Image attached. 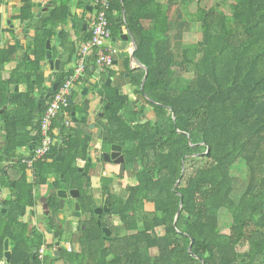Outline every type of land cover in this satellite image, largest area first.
<instances>
[{"label": "trees", "instance_id": "trees-1", "mask_svg": "<svg viewBox=\"0 0 264 264\" xmlns=\"http://www.w3.org/2000/svg\"><path fill=\"white\" fill-rule=\"evenodd\" d=\"M50 1L52 9L32 27L34 39L26 44L17 67L8 78L0 74V110L7 107L0 113V140L5 141L7 153L26 144L27 130L36 118L40 129L50 102L38 108L31 95L37 89L51 90L42 65L46 41L56 38L71 9L65 0H43ZM22 2V20H31L32 0ZM203 2L212 5L204 7ZM192 3L196 4L194 22L200 28L195 42L186 40L192 22L185 14ZM75 6L84 9L85 0H77ZM122 9L123 29L137 46L135 57L148 69L142 91L145 71L131 70L128 54L124 67L135 91L153 101L157 120L148 128L117 130L116 123L109 128L108 142L133 137L140 142L136 183L126 199L112 205L119 224L110 226L112 238L107 243L94 215L78 251L63 248L57 257L33 258L32 248L39 250L47 243L39 232L37 239L28 235L23 218L37 197L24 180L16 184L8 212H0V262L8 239L10 264H264V0H111L107 12L111 38L119 35L116 19L122 18ZM60 39L69 61L73 48L63 30ZM15 52L13 46L0 50V73ZM27 55L33 58L27 60ZM88 64L95 66L93 55ZM63 68L61 81L73 74ZM16 85L24 91L13 96ZM100 102L112 108L117 121L119 113L127 114L128 97L117 96L110 88ZM59 125L55 122V127ZM73 140L61 149L67 150ZM75 141L82 145L79 135ZM156 144L163 149L156 151ZM88 150L84 139V154ZM65 155L67 169L57 164L56 175L75 170V159ZM183 157L184 175L175 187ZM238 161L247 169L240 190L231 173ZM39 177L44 182L47 176ZM180 197L183 205L174 227ZM88 198L87 207L93 201ZM223 215L229 219L227 232L221 226ZM191 240L195 257L188 253Z\"/></svg>", "mask_w": 264, "mask_h": 264}, {"label": "flooded vegetation", "instance_id": "flooded-vegetation-1", "mask_svg": "<svg viewBox=\"0 0 264 264\" xmlns=\"http://www.w3.org/2000/svg\"><path fill=\"white\" fill-rule=\"evenodd\" d=\"M42 4L44 6L46 3L42 0ZM92 7L93 11L86 28L87 38L90 26L100 7L99 0H92ZM40 9H35V13ZM23 12L22 0H0V50L12 46L16 48L17 42L21 45V55H16L17 49L12 55L15 56V68L19 60L25 55L24 49L28 44V41L27 43L24 42L25 37L20 34L21 41H17V33L21 32L19 27L25 21L22 20ZM84 13H86L84 10H79L77 35L80 34V29L84 24ZM12 28H15L16 31ZM70 47L73 48V46ZM74 53L75 50L73 49L72 56ZM79 54L73 62L72 56L67 61L66 54L63 53V59L67 62L63 69L72 67L71 71H74L79 60ZM31 58H33L31 55L26 56L27 60ZM15 68L11 66L10 71L1 68L2 79L5 75L9 76V73ZM95 68L98 69L96 66ZM130 69L133 70V68ZM107 73L109 76H107ZM81 75V78L74 83V85H79V90L73 93L75 106H70L68 103V107L71 108L70 111H67L70 121L66 122L62 113L55 120L56 123L60 124L58 127L59 135L63 136L62 142L57 138L43 158H37L31 163H27L40 139V131L37 128L39 118L34 119L33 124L27 130L28 139L25 140L26 144L16 146L14 150L7 153L5 151V141L0 140V212L4 214L10 209V202L15 200L16 184L25 180L32 185L37 200L34 207L29 209L27 217L23 219L29 226L28 235L30 237L37 239V233L39 232L46 239L47 244L43 247L45 257L48 254L51 257H56L55 253L58 247H60L58 255H60L63 248L69 253L78 251L80 243L84 239V232L90 227L94 215L97 217L98 227L102 230L103 240L107 243L110 241L112 238L110 226L119 224V216L113 213L112 205L127 198L129 187L136 183V174L141 169V158L137 155L140 147L138 137L108 142L109 128L115 123L118 126L117 130H123L129 126L133 128L139 125L147 127L154 125L157 120L153 101L147 99L144 94H138L135 91L130 82V74L123 64L121 66L117 65L111 70L102 71L100 80L92 85L90 91L98 95L95 98L98 100V107L92 115H88V112L84 111V95L79 96L80 91H84V83L81 84L84 72ZM52 85L53 82L51 83L47 77V88H52ZM109 88L114 90L117 96L128 97L127 114L125 113V116H123L122 113H119L120 121L114 119L112 108L108 104L100 102L106 89ZM140 91H142L141 87ZM52 94L51 90L40 92L37 89L31 97L40 108L41 104H48ZM5 110H7L6 106L0 110V113ZM72 112H76L77 118L82 119V130L78 129L76 123L72 122L70 116ZM33 114L37 116V111H34ZM84 115L87 116V124L90 126L96 125V128L92 130L91 140H87L89 150L85 154ZM129 117L133 118L132 124L128 121ZM95 132L98 133L97 138L93 137ZM78 135L82 143L80 147L75 141ZM69 139L74 140L70 146L66 145L67 150L61 149L64 142L65 144L68 143ZM90 143H92V147H90ZM155 149L156 151L162 150L163 146L156 144ZM65 152L75 159V170L73 173L56 175L53 170L56 169L57 164H61V167L67 169L65 167ZM39 174L47 176L44 182L39 181ZM90 196L93 201L87 207L88 197ZM2 201H4L3 204ZM103 228H108L110 231L107 239H104ZM56 243H58V247H55ZM32 249L38 251L37 247Z\"/></svg>", "mask_w": 264, "mask_h": 264}, {"label": "water", "instance_id": "water-1", "mask_svg": "<svg viewBox=\"0 0 264 264\" xmlns=\"http://www.w3.org/2000/svg\"><path fill=\"white\" fill-rule=\"evenodd\" d=\"M40 9V11L35 13V9ZM52 9V1L47 2L44 6L42 4V0H32V12H33V19L32 20H25L21 23L19 29H21L20 33H17V41H21V36H24V42L27 43V41H31L34 39V35L32 34V27L37 23L38 19L42 16V14L47 13L49 11H51ZM84 10L86 12V15L84 17V24L82 26V28L80 29V34L77 35L78 32V26H77V18L79 14H73L71 9L68 11V22L66 24H64L63 26L59 27L57 29V33H56V38H55V42L56 45L58 46V55L56 57L53 56V54H51L50 51V42L51 40L48 39L46 41V54H45V60L42 63V65L44 66L43 68L46 70V68L49 69V73L46 75V77L49 78V80L51 82H53L51 91L52 93L55 92L60 84V81L62 80V74L61 72V68L65 66L66 62L64 63V59H63V53L65 52L64 48L61 46V39H60V31L63 30L68 37H70L68 39V44L69 47L73 46V49L75 50V53L72 56V61H75V58L77 56L78 53L81 52L82 46L85 44V42L87 41V34H86V28H87V22L90 21L91 18V12L93 11V7H92V0H85V7ZM116 21L119 23L118 27H119V36L115 39H112V42L115 41H124V42H128L130 41L131 44V51L129 54V59H130V68H136V69H143L145 71L144 77L142 79L141 82V90L144 86V83L147 79V75H148V69L145 68L142 64H140V62L136 59L135 57V52L137 49L136 43L133 39V37L131 36L129 31H126L124 33L123 30V26L125 25V15H124V10L122 9V18H117ZM16 31L15 28H12ZM20 34V35H19ZM16 49H17V56L21 55V45L19 42L16 43ZM91 55V53H89V56ZM15 56L11 57V63L6 64L3 68V70L5 71H10L11 66L13 68H15ZM115 66H117L119 63L118 61H115ZM64 72H70L72 70V67H68L67 69H63ZM102 71L100 69H96L95 66L89 65L88 63L85 65V70H84V78L81 79V84L84 83V91H80L79 96H83L84 95V111L85 112H89L90 111V103L98 97V95L96 93H94L93 91H90L91 87L93 84H95L98 80H100V76H101ZM82 75H80L79 78H81ZM107 76H109V74L107 73ZM9 77V76H7ZM110 80V79H109ZM23 92L24 88L22 86H15L12 92V95L14 96L15 94H17L19 91ZM79 90V85H72L71 88V95L69 97V105L70 106H75V102L73 100V93L77 92ZM96 110H93L92 113H95ZM71 116V120L72 122L76 123L77 128L82 130L83 125L82 123V119L77 118L76 116V112H72L70 113ZM84 134L85 139L86 140H91L92 137V130L94 128H96V125H89L86 122V117L84 116ZM179 133L183 134V132L179 131ZM188 137L189 135L186 134ZM58 138L60 139V142H62L63 136L59 135ZM189 143L190 145L196 146L191 144L190 138H189ZM90 147H92V143H90ZM184 170H185V157H183L182 159V165H181V176L179 177V179L177 180L175 187L178 186V184L181 181V178L184 175ZM4 203V201H2V204ZM37 204H39L37 202ZM183 205V199L182 197H180V203H179V208L178 211L176 213V217H175V221L173 226L175 227V223L177 218L180 215L181 212V207ZM62 208V207H61ZM4 212V211H3ZM99 225H100V220L98 221ZM103 232H104V239H107L108 236L110 235V231L108 228H103ZM192 244H193V240H191V243L188 247V253L191 256H194V254H192ZM58 243L55 244V247H58ZM60 251V247H58L56 249V253L55 256H58V252ZM37 255V250L34 249V254H33V258H35V256ZM195 257V256H194ZM197 258V257H196ZM12 259V255H11V251L9 249V240L6 239L4 242V264H10Z\"/></svg>", "mask_w": 264, "mask_h": 264}, {"label": "built area", "instance_id": "built-area-1", "mask_svg": "<svg viewBox=\"0 0 264 264\" xmlns=\"http://www.w3.org/2000/svg\"><path fill=\"white\" fill-rule=\"evenodd\" d=\"M99 10L92 22L89 30V38L82 46L79 54V60L76 63L73 74L61 81L57 90L50 98V102L42 115L40 125V139L33 150L32 156L28 159V164L35 159L43 158L51 148L53 142L59 135V127H55V120L59 114H63L65 121L69 122L68 107L69 97L71 95L72 85L79 79L88 63L89 53L94 56L95 66L101 71L115 68V56L110 43L111 32L108 27L107 12L110 10L111 0H99ZM44 246L37 251L39 260L43 261ZM1 261L0 264H4Z\"/></svg>", "mask_w": 264, "mask_h": 264}, {"label": "rangeland", "instance_id": "rangeland-1", "mask_svg": "<svg viewBox=\"0 0 264 264\" xmlns=\"http://www.w3.org/2000/svg\"><path fill=\"white\" fill-rule=\"evenodd\" d=\"M76 1L77 0H65V2L70 6L71 11H73V9L76 8L75 6ZM211 5H212L211 2L202 3V6L204 7H210ZM188 9H189V14L186 13L185 16L188 20H191L192 24H191L189 35L186 37V40H188L189 42H195L200 37L199 24L194 22V13L196 11V4L192 3ZM225 10L228 11V8H225ZM50 46H51L50 48L51 54H53L54 56L58 55V46L56 45L55 38L51 40ZM231 173L236 181L238 190H240L247 179V169L245 165L243 164V162L241 161L236 162V164L233 166L231 170ZM149 207L150 206H147V208ZM228 224H229L228 217L223 215L221 218V226L224 232H227V228L229 227ZM154 253H155V250L150 251V254H154ZM46 257L50 258V255L49 254L46 255ZM56 264H62V262L59 261Z\"/></svg>", "mask_w": 264, "mask_h": 264}, {"label": "crops", "instance_id": "crops-1", "mask_svg": "<svg viewBox=\"0 0 264 264\" xmlns=\"http://www.w3.org/2000/svg\"><path fill=\"white\" fill-rule=\"evenodd\" d=\"M73 14H79V10H76V8L73 9L72 11ZM124 30V29H123ZM125 31V30H124ZM126 32V31H125ZM32 34L34 35V30L32 29ZM111 45H112V49L114 52V56L116 61H118V65H124V57L128 54H130L131 51V44L130 41L128 42H124V41H115L112 42L111 40ZM124 54V55H123ZM130 64V62H129ZM46 73H49V69L46 68ZM46 74V75H47ZM96 107H98V100L94 99L91 103H90V111L88 112V115H92V111L96 110ZM91 113V114H90ZM85 116V115H84ZM86 117V121H88L87 116ZM90 120V119H89ZM93 137L97 138L98 137V133L95 132ZM10 249V247H9ZM11 251V250H10Z\"/></svg>", "mask_w": 264, "mask_h": 264}]
</instances>
